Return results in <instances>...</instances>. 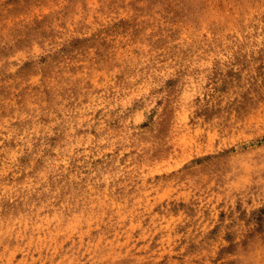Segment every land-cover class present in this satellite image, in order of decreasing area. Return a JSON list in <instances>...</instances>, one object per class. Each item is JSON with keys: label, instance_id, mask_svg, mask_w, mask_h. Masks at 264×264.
Instances as JSON below:
<instances>
[{"label": "rangeland", "instance_id": "rangeland-1", "mask_svg": "<svg viewBox=\"0 0 264 264\" xmlns=\"http://www.w3.org/2000/svg\"><path fill=\"white\" fill-rule=\"evenodd\" d=\"M239 256L264 264V0H0V264Z\"/></svg>", "mask_w": 264, "mask_h": 264}, {"label": "clouds", "instance_id": "clouds-1", "mask_svg": "<svg viewBox=\"0 0 264 264\" xmlns=\"http://www.w3.org/2000/svg\"><path fill=\"white\" fill-rule=\"evenodd\" d=\"M120 175H121L120 173H116L112 178H113V179H118ZM106 179H107V177H106ZM234 243H236V244H237V247L239 248V246H240V242H234ZM225 246L227 247V244H226ZM233 264H244V258H243V256H239V257L233 262Z\"/></svg>", "mask_w": 264, "mask_h": 264}]
</instances>
